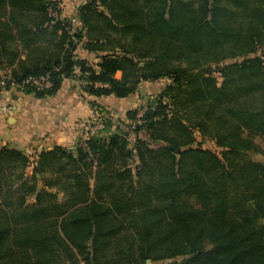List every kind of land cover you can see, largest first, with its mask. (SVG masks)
I'll list each match as a JSON object with an SVG mask.
<instances>
[{"label":"trees","instance_id":"16d2710c","mask_svg":"<svg viewBox=\"0 0 264 264\" xmlns=\"http://www.w3.org/2000/svg\"><path fill=\"white\" fill-rule=\"evenodd\" d=\"M72 18L0 0V93L166 83L88 149H0V264H264V0H86Z\"/></svg>","mask_w":264,"mask_h":264},{"label":"crops","instance_id":"0c3cea01","mask_svg":"<svg viewBox=\"0 0 264 264\" xmlns=\"http://www.w3.org/2000/svg\"><path fill=\"white\" fill-rule=\"evenodd\" d=\"M85 1L71 0V4L73 3L71 15L62 17H74L78 7ZM60 6L62 8V4ZM78 56L91 64L99 61L95 55L83 49L78 51ZM7 73L0 71V76ZM116 77L120 79L121 73ZM160 82L142 83L138 91L127 98H117L113 95L90 96L80 90L79 81L76 79H65L56 94L43 98L26 94L15 86L9 90H2L0 149L3 147L18 149L30 157H35L41 150L50 151L56 146L75 150L81 137L79 127L81 121L98 113L113 120L114 126L110 131L115 132L118 130L117 126L122 123L125 126L129 125L130 121L127 118L129 111L146 105L150 99L156 97L162 88V86L157 88Z\"/></svg>","mask_w":264,"mask_h":264},{"label":"built area","instance_id":"2783aa9c","mask_svg":"<svg viewBox=\"0 0 264 264\" xmlns=\"http://www.w3.org/2000/svg\"><path fill=\"white\" fill-rule=\"evenodd\" d=\"M72 24H73V28L71 32L73 33L77 25L76 18H72ZM24 85L32 86L39 90H44L51 87V81L48 75L41 77H32L24 81L23 86ZM79 85L81 86V83H79ZM144 112H145V108H142L138 111V116H137V118L139 119L138 123H140V119L142 118ZM79 127L81 129V137L76 146H80L85 149H88L87 142L91 138L102 134L106 129V124L104 121V117L101 114L94 113L90 117L81 121Z\"/></svg>","mask_w":264,"mask_h":264},{"label":"rangeland","instance_id":"374dc122","mask_svg":"<svg viewBox=\"0 0 264 264\" xmlns=\"http://www.w3.org/2000/svg\"><path fill=\"white\" fill-rule=\"evenodd\" d=\"M57 1L59 2L60 5L62 4V8H61L62 15L70 16L72 13V6H73V3L71 4V0H57ZM63 4H65V5L63 6ZM165 83H166L165 81L158 83L159 85H157V88L159 89V87H161V86L163 87ZM102 134H106V133L104 132ZM197 141L199 143H201L204 148L210 149V150L215 151L217 153L220 152V150L216 147V145L212 141H209V140L203 141L200 136L197 137ZM254 141L259 146L261 151L264 152V137L257 136V137H255ZM252 158L255 161L264 163V155L261 153L253 155ZM60 201H62V198H60ZM147 264H152V263L147 262Z\"/></svg>","mask_w":264,"mask_h":264},{"label":"water","instance_id":"95a60500","mask_svg":"<svg viewBox=\"0 0 264 264\" xmlns=\"http://www.w3.org/2000/svg\"><path fill=\"white\" fill-rule=\"evenodd\" d=\"M173 149V148H172Z\"/></svg>","mask_w":264,"mask_h":264}]
</instances>
